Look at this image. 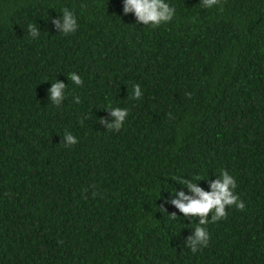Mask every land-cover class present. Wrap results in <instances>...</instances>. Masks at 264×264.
<instances>
[{
	"label": "trees",
	"instance_id": "trees-1",
	"mask_svg": "<svg viewBox=\"0 0 264 264\" xmlns=\"http://www.w3.org/2000/svg\"><path fill=\"white\" fill-rule=\"evenodd\" d=\"M165 2L153 28L124 0H0V264H264V0ZM65 7L69 35L52 23ZM109 105L129 110L118 132ZM222 169L245 210L193 254L178 180L210 192Z\"/></svg>",
	"mask_w": 264,
	"mask_h": 264
},
{
	"label": "clouds",
	"instance_id": "clouds-1",
	"mask_svg": "<svg viewBox=\"0 0 264 264\" xmlns=\"http://www.w3.org/2000/svg\"><path fill=\"white\" fill-rule=\"evenodd\" d=\"M220 0H202V6L211 8L219 4ZM123 12L125 14L134 13L136 23L143 25H150L157 28L162 24L170 22L175 16V8L165 0H124ZM56 29L64 35L75 33L78 29L77 17L75 13L67 7L62 9V18L53 20ZM28 32L32 38L39 36L40 32L35 24L28 25ZM69 79L77 86L83 85L82 77L76 72H71L68 75ZM67 84L55 81L52 83L50 89L51 103L59 107L65 96ZM190 96V93H186ZM143 96L141 86L139 83L133 85L131 99L139 100ZM80 97H74V103L79 104ZM113 116V123L108 125L109 131H119L128 114L127 108L108 106ZM170 115V114H169ZM101 123L104 121L101 119ZM66 145H75L78 140L71 133L66 134ZM221 179L211 182V191H204L197 183L193 181L206 180L197 175L193 179L179 178L178 183L185 185L193 195H185L183 191L174 193L179 198L171 201L172 204L179 209L184 216L191 218H199L198 224L194 227V236L189 237L186 247H188L193 254L198 250L207 247L211 236L207 229L209 223H216L222 219H227V208L235 207L238 211L245 210V202L236 194L237 187L236 180L226 169L220 172ZM210 179V178H209ZM165 209L160 207V212ZM211 214V220L209 215ZM169 217L175 220L178 216L172 213Z\"/></svg>",
	"mask_w": 264,
	"mask_h": 264
}]
</instances>
